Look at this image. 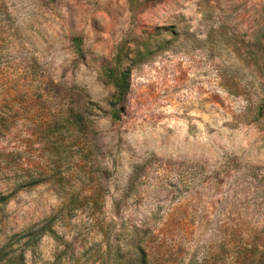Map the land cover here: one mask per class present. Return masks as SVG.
Returning <instances> with one entry per match:
<instances>
[{
    "label": "rangeland",
    "instance_id": "rangeland-1",
    "mask_svg": "<svg viewBox=\"0 0 264 264\" xmlns=\"http://www.w3.org/2000/svg\"><path fill=\"white\" fill-rule=\"evenodd\" d=\"M0 264H264V0H0Z\"/></svg>",
    "mask_w": 264,
    "mask_h": 264
},
{
    "label": "trees",
    "instance_id": "trees-1",
    "mask_svg": "<svg viewBox=\"0 0 264 264\" xmlns=\"http://www.w3.org/2000/svg\"><path fill=\"white\" fill-rule=\"evenodd\" d=\"M126 78H127V73L123 72L119 75V79L116 81V87H115L116 91L114 93V96H116L117 98H122L128 89ZM1 200L4 201L5 199H1Z\"/></svg>",
    "mask_w": 264,
    "mask_h": 264
}]
</instances>
